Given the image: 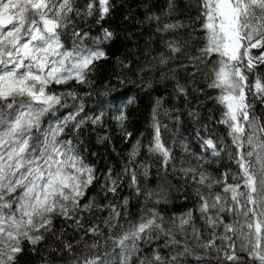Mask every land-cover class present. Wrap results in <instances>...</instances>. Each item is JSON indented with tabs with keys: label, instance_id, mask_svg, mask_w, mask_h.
<instances>
[{
	"label": "snow or ice",
	"instance_id": "snow-or-ice-1",
	"mask_svg": "<svg viewBox=\"0 0 264 264\" xmlns=\"http://www.w3.org/2000/svg\"><path fill=\"white\" fill-rule=\"evenodd\" d=\"M138 7L97 90L115 0H0V264H264V0ZM158 82L145 143L125 85Z\"/></svg>",
	"mask_w": 264,
	"mask_h": 264
},
{
	"label": "trees",
	"instance_id": "trees-1",
	"mask_svg": "<svg viewBox=\"0 0 264 264\" xmlns=\"http://www.w3.org/2000/svg\"><path fill=\"white\" fill-rule=\"evenodd\" d=\"M81 3H83V0H80ZM115 4L117 5L116 11L113 14V18L111 19L110 23L111 25L116 28L119 39L111 45L109 48V54L111 56L110 61L107 64H103L98 69V74L95 77L96 80V88L97 90L102 89V84L104 79L108 76L109 72L114 71V65H116V57L123 58L125 56L130 55V53L134 50L130 49V41L126 39L129 33H136L138 34L142 26L137 23L138 20L143 18V9L138 7V0H115ZM123 4V7L120 5ZM131 15L132 18L125 21L123 19L124 16ZM79 23V22H78ZM89 24H92L93 21L89 20ZM83 27V24L80 25ZM107 27L108 24H105ZM93 31H95V27H93ZM147 38V33L145 32V39ZM143 43V41H141ZM70 45V41H69ZM148 75H151L150 73ZM133 79H137L136 77H133ZM126 88H128L130 94L135 97L133 99V102L129 105V114L131 123L129 125L130 130L134 131L137 135L140 132L145 133V143H147V140L149 139V132L150 130L147 128V120L146 117L149 114L151 105L154 101V99L158 95H163L164 97L168 96V93L171 90V85L166 84L165 82H158L155 87L152 90H145L141 91L139 83L136 85H125ZM84 89L81 88V91ZM209 107L211 106V102H208ZM170 105L168 103L164 104V108H169ZM203 115L208 116L209 112L207 109L204 110ZM160 119L166 123L169 122V118L165 117L163 115V112L161 113ZM109 125L114 127V123L112 121H108ZM171 127V124L169 125ZM217 130L220 134H223L224 129L223 126H216ZM90 131V130H89ZM97 131H102L101 129H97ZM185 136H188V132H183ZM163 137L165 142L171 147L173 137L169 133H163ZM84 140L86 141V146L90 149V151L98 152L102 157H111L113 161L116 160V157L114 154L111 153V148L105 149L103 146L96 144L95 142V136H89L88 131L84 133ZM115 145L118 152L124 153L126 151L127 146L123 144L121 139L119 137H115ZM175 151L177 154L180 153V147H179V140L176 141L175 144ZM86 156H88V153H85ZM89 159H93L92 157H88ZM227 163V160L221 162V169L223 170L224 164ZM155 167L156 165H153V174L155 173ZM103 170V168H102ZM155 179V177H154ZM168 180H172L173 183L176 181L173 179L172 176H169L167 178ZM164 182L163 180L161 181ZM91 194V193H90ZM175 195V193H174ZM192 201L185 202L183 200V197H180V199L175 200L173 203H171L168 208L170 211H175L177 214H179L182 211H185L186 208L191 206ZM133 204H135V201H133ZM132 211L135 212L136 208L133 207ZM99 215V213H98ZM59 224V221H57Z\"/></svg>",
	"mask_w": 264,
	"mask_h": 264
}]
</instances>
